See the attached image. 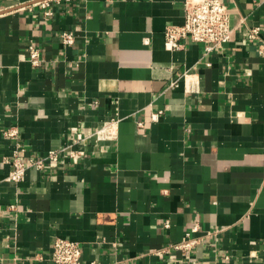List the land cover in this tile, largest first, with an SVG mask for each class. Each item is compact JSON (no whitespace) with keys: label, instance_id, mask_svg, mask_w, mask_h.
<instances>
[{"label":"crops","instance_id":"crops-1","mask_svg":"<svg viewBox=\"0 0 264 264\" xmlns=\"http://www.w3.org/2000/svg\"><path fill=\"white\" fill-rule=\"evenodd\" d=\"M29 1L0 0V264H56L59 236L87 263L264 264V0H223L235 30L210 53L165 47L186 0H60L49 16L16 7ZM108 121L114 136L76 145L83 157L7 179L14 152L39 157ZM195 223L191 252L164 251Z\"/></svg>","mask_w":264,"mask_h":264},{"label":"built area","instance_id":"built-area-1","mask_svg":"<svg viewBox=\"0 0 264 264\" xmlns=\"http://www.w3.org/2000/svg\"><path fill=\"white\" fill-rule=\"evenodd\" d=\"M58 1L60 0H31L20 3L16 7L18 9H31L35 6H40L46 9L45 14L49 16L53 13L51 9L52 2ZM184 11L183 24H169L165 29V47L168 50L177 51L184 49L185 40L190 39L193 42L204 44L206 52L210 53L231 40L235 27L231 22L230 10L223 0H186ZM260 32V26L250 27L247 33L248 40H259ZM76 38L77 36L71 31H64L61 34V40L65 46H72L76 42ZM28 51L29 60L33 65L39 66L43 61L42 50L31 44L28 47ZM185 83L188 92L199 90L196 80L186 78ZM178 85L179 78L174 79L170 84L171 87H177ZM114 126V121L105 122L94 134L74 139L69 146L51 149L47 154L39 157H30L27 160H23L17 156L18 152L16 151L14 152L16 158L13 161V168L10 170L7 179L21 182L25 179L29 169H35L44 173L54 166L60 158L79 159L84 156L85 150L76 147V145H83L92 136H96L100 140L112 138L114 136ZM4 135L18 141L19 128L16 125H11L5 130ZM18 148L21 151H26V148L23 146L18 145ZM199 231L200 226L198 223H195L190 232H186L181 240L169 244L164 251H174L181 254L191 252L199 242L194 233L196 234ZM51 257L56 264H101L97 261L85 262L79 242L61 236L57 237L53 242Z\"/></svg>","mask_w":264,"mask_h":264}]
</instances>
